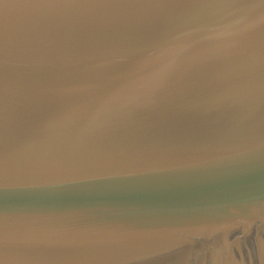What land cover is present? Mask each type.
<instances>
[{"label": "water", "instance_id": "1", "mask_svg": "<svg viewBox=\"0 0 264 264\" xmlns=\"http://www.w3.org/2000/svg\"><path fill=\"white\" fill-rule=\"evenodd\" d=\"M0 264H264V0H0Z\"/></svg>", "mask_w": 264, "mask_h": 264}]
</instances>
